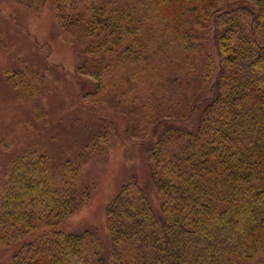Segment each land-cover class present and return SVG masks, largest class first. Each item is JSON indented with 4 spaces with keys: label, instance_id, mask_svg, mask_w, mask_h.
Here are the masks:
<instances>
[{
    "label": "trees",
    "instance_id": "obj_1",
    "mask_svg": "<svg viewBox=\"0 0 264 264\" xmlns=\"http://www.w3.org/2000/svg\"><path fill=\"white\" fill-rule=\"evenodd\" d=\"M57 17L89 56L79 71L126 97L149 137L151 181L106 208L112 263L264 264V0H58ZM127 65L150 68L151 95L140 70L119 90ZM38 153L0 173V243L48 229L10 264H109L98 234L59 229L93 184Z\"/></svg>",
    "mask_w": 264,
    "mask_h": 264
},
{
    "label": "rangeland",
    "instance_id": "obj_2",
    "mask_svg": "<svg viewBox=\"0 0 264 264\" xmlns=\"http://www.w3.org/2000/svg\"><path fill=\"white\" fill-rule=\"evenodd\" d=\"M57 1L0 0V173L28 150L52 155L55 172L67 164L70 169H79L81 181L93 184V191L59 229L98 234L104 256L113 264L106 208L132 177L142 184L151 181L145 148L149 137L139 135L126 97L99 95L96 80L79 71L89 56L61 26ZM127 66L119 73V90L129 86L131 74L140 70L136 84L151 95L150 68ZM173 68V64L159 65L156 70L161 74ZM145 109L149 110L148 106L142 107ZM94 141L97 144L92 147ZM84 152L88 159L81 165L78 159ZM65 174L71 178L70 173ZM47 230L43 227L26 237L0 243V264H10L27 241Z\"/></svg>",
    "mask_w": 264,
    "mask_h": 264
}]
</instances>
